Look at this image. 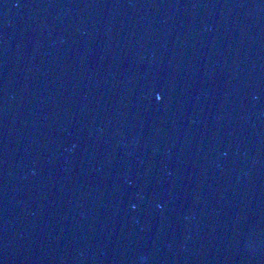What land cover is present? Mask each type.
Wrapping results in <instances>:
<instances>
[{
    "label": "water",
    "instance_id": "water-1",
    "mask_svg": "<svg viewBox=\"0 0 264 264\" xmlns=\"http://www.w3.org/2000/svg\"><path fill=\"white\" fill-rule=\"evenodd\" d=\"M0 264H264V0H0Z\"/></svg>",
    "mask_w": 264,
    "mask_h": 264
}]
</instances>
